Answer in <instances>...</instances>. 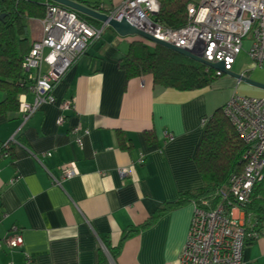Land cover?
<instances>
[{
  "label": "crops",
  "instance_id": "1",
  "mask_svg": "<svg viewBox=\"0 0 264 264\" xmlns=\"http://www.w3.org/2000/svg\"><path fill=\"white\" fill-rule=\"evenodd\" d=\"M87 2L108 12L122 0ZM41 19L28 21L30 46ZM135 39L108 26L56 84L54 103L24 124L19 109L0 115V240L14 233L23 238L20 248L0 249V264H26L27 256L34 264H180L193 202L154 216L204 186L194 161L201 120L232 95L264 98V89L226 74L185 91L153 84L150 76L126 80L119 60ZM250 45L244 41L231 72L264 84V57L254 66ZM22 95L33 101L26 89L18 101ZM4 97L0 91V102ZM68 99L73 108L63 111ZM69 161L77 174L55 184L52 176ZM245 220L255 231L253 214ZM256 232L241 264H264V227Z\"/></svg>",
  "mask_w": 264,
  "mask_h": 264
},
{
  "label": "built area",
  "instance_id": "2",
  "mask_svg": "<svg viewBox=\"0 0 264 264\" xmlns=\"http://www.w3.org/2000/svg\"><path fill=\"white\" fill-rule=\"evenodd\" d=\"M93 9L104 11L102 4ZM159 11L158 0H122L104 13L115 19L125 17L137 28L186 49L206 62L223 63L224 70L229 72L243 50L244 41L251 35L248 55L254 66L262 63L264 0H189L187 20L178 29L157 23ZM38 23L40 35L32 41L21 64L26 90L33 94L32 102L24 95L19 98L23 124L42 105L55 102L56 84L108 27L106 23L94 26L75 11L55 3L46 5L45 15ZM214 71L216 76L223 74ZM60 106L63 111L71 110L73 100H64ZM223 112L245 146L243 170L229 177L227 191L220 189L212 196L193 202L180 264H241L246 240L259 235L252 225L246 224L244 206L254 186L264 181V98L232 95L223 106ZM62 121L60 116L57 122ZM207 121L205 117L201 124L206 125ZM166 138L172 136L167 134ZM6 148L7 143L2 150ZM59 172L58 178L52 176L57 185L77 174L75 162L61 164ZM3 246L20 248L23 238L20 234H10L0 240V249ZM26 264H34L28 256Z\"/></svg>",
  "mask_w": 264,
  "mask_h": 264
},
{
  "label": "trees",
  "instance_id": "3",
  "mask_svg": "<svg viewBox=\"0 0 264 264\" xmlns=\"http://www.w3.org/2000/svg\"><path fill=\"white\" fill-rule=\"evenodd\" d=\"M158 1L160 11L156 17L157 23L170 29H178L185 24L189 0ZM79 2L91 8L98 7L90 6L87 0ZM48 3L53 2L0 0V91L5 94L0 102V115L18 109V96L26 89L21 64L30 50L27 39L28 21L43 18ZM77 14L94 26L101 25L97 20ZM31 31V36L35 37L33 29ZM119 66L124 71L126 80L150 76L153 84L181 91L207 87L218 77L214 69L161 45L150 46L140 38L130 42L126 54L119 60ZM244 149L235 128L224 115L223 107L216 109L208 118L194 155V161L204 180L203 188L192 194H181L177 200L160 208L154 217L190 199L194 202L212 196L220 189L227 191L229 177L243 170ZM244 207L247 214L254 216V229L261 230L264 227V181L254 186ZM148 225L149 221L141 228ZM105 245L112 257H115L114 249Z\"/></svg>",
  "mask_w": 264,
  "mask_h": 264
},
{
  "label": "water",
  "instance_id": "4",
  "mask_svg": "<svg viewBox=\"0 0 264 264\" xmlns=\"http://www.w3.org/2000/svg\"><path fill=\"white\" fill-rule=\"evenodd\" d=\"M56 4H59L61 6H64L72 11H75L77 13H80L86 17L92 18L94 20L99 21L100 23L104 24L106 23L110 28H112L119 36L121 37H127V36H136L139 38H142L144 40H147L153 44L161 45L171 51H174L176 53H179L185 57H188L196 62H199L207 67H210L214 70L220 71L223 74L231 75L232 77L239 79L243 82L249 83L251 85H254L256 87L264 89V84L252 81L244 76L237 75L235 73L229 72L224 70L223 63H209L201 59L200 57L194 56L191 54L188 50L177 47L175 45H172L162 39H159L151 34L146 33L142 29L137 28L134 24H132L130 21H128L125 17H121L120 19H115L109 17L106 13L96 11L95 9L86 6L84 4H81L78 1L75 0H50Z\"/></svg>",
  "mask_w": 264,
  "mask_h": 264
},
{
  "label": "rangeland",
  "instance_id": "5",
  "mask_svg": "<svg viewBox=\"0 0 264 264\" xmlns=\"http://www.w3.org/2000/svg\"><path fill=\"white\" fill-rule=\"evenodd\" d=\"M251 39H252V37L250 35L246 40H251ZM148 44L151 45L149 42H148Z\"/></svg>",
  "mask_w": 264,
  "mask_h": 264
}]
</instances>
